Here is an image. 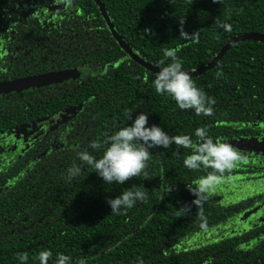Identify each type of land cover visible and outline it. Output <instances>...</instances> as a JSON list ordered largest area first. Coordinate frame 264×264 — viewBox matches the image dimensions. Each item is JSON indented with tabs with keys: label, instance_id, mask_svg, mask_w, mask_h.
I'll use <instances>...</instances> for the list:
<instances>
[{
	"label": "trees",
	"instance_id": "obj_1",
	"mask_svg": "<svg viewBox=\"0 0 264 264\" xmlns=\"http://www.w3.org/2000/svg\"><path fill=\"white\" fill-rule=\"evenodd\" d=\"M61 1L0 0V30L42 37L43 43L48 38L61 54L68 48L66 63L84 70L72 81L74 103H82L83 109L66 144L32 166L31 148L8 168L17 179L11 175L13 180L5 184L0 176V264H39L36 256L44 249L52 252L48 264L56 253L71 257L72 264L81 258L85 264H264V239L249 247L246 233L187 246L190 237L239 215L247 206L242 200L219 202L220 184L231 188L232 182L239 183L240 171L234 167L202 203L201 219L186 186L195 187L199 177L213 170L185 168L182 161L190 149L175 144L150 149L146 169L122 184H105L76 156L88 151L99 158L107 137L130 125L139 112L148 114V125H157L170 136L189 135L194 141L196 127H207L213 141L221 142L250 133L252 129L239 127L252 128L264 120V44L236 43L216 67L192 78L215 101L210 116L196 115L155 92L156 74L120 48L94 0H70L72 9L50 10ZM101 1L133 52L158 67L169 62L164 49H175L183 70L192 71L207 65L235 36L264 35V0ZM181 20L183 31H197L196 41L180 36ZM224 23L230 31L223 29ZM145 28L150 29L148 34ZM23 99L0 98V121L8 118L3 112L32 103ZM3 127L0 122V132ZM242 141L233 142H248ZM74 163L82 170L69 180L66 170ZM132 186L146 191V200L120 214L111 213L106 200ZM183 206L188 210L181 215L178 209ZM19 253L27 256L24 262L18 260Z\"/></svg>",
	"mask_w": 264,
	"mask_h": 264
},
{
	"label": "flooded vegetation",
	"instance_id": "obj_2",
	"mask_svg": "<svg viewBox=\"0 0 264 264\" xmlns=\"http://www.w3.org/2000/svg\"><path fill=\"white\" fill-rule=\"evenodd\" d=\"M65 1L67 0L51 6L62 5ZM70 9L72 8L59 11ZM48 40L46 38L47 43H43L42 37L17 33L14 30H0V83L67 70H78L79 75L76 78L81 77L84 74L83 69L71 67L65 62L64 57L69 54L68 48L61 54L59 46L48 44ZM60 55H62L61 60L57 61ZM76 78L0 94V98L8 99L16 96L21 101H24L25 97L32 100L31 104H24L20 110L3 112L8 118L0 121L4 124V130L0 132V176L5 184L17 179L18 174H10L8 168L29 149L34 148L29 163L32 166L48 152L58 150L66 144L71 129H75L74 119L83 109L82 103H74L71 88L72 81ZM239 128L252 129L250 132L252 134L244 132L239 137L225 141L258 140L262 144L256 145L252 151L246 149L239 152L243 159L236 161L234 166L240 171L239 183L232 182L231 188L229 184L225 185V182L220 184L217 195L222 204L242 200L247 206L243 207L239 215L190 237L187 246L205 245L228 235L242 233L247 234L249 247L264 239V120H259L252 128L248 126ZM247 144L248 142L246 146ZM232 221L237 223L234 229L216 237L209 236L217 228L222 229L225 224ZM202 235L206 237L202 238ZM192 239L194 240L191 242Z\"/></svg>",
	"mask_w": 264,
	"mask_h": 264
},
{
	"label": "clouds",
	"instance_id": "obj_3",
	"mask_svg": "<svg viewBox=\"0 0 264 264\" xmlns=\"http://www.w3.org/2000/svg\"><path fill=\"white\" fill-rule=\"evenodd\" d=\"M67 2L70 3V0ZM217 2L219 0H213V3ZM221 26L226 32L230 31L229 24L224 23ZM143 32L148 34L150 29L145 28ZM180 36L185 41L198 39L197 31L191 33L183 31V20L180 21ZM163 55L169 58V62L159 67V71L152 80L155 92L170 96L176 107L181 110L191 109L196 115L210 116L212 105L215 103L214 99L206 96L204 91L196 87L190 74L183 70L182 61L176 55L175 49H164ZM216 75L220 76L221 73L217 72ZM193 135L196 138L195 141L186 134L170 136L159 126L148 125V114L139 112L130 125L116 130L107 137L104 141L103 154L99 158L94 157L88 151H79L76 156L81 164L91 166L105 184H122L132 177H137L146 169L150 149L157 146L167 149L171 144L190 149V154L186 155L182 161L185 168L189 170L211 168L213 170L199 177L195 182V187L186 186L194 196L191 203L197 207V214L202 219V203L213 193L215 185L220 182L223 174L231 170L236 161L242 160L243 157L232 144L221 142L219 139L214 142L208 135L207 127H196ZM92 147L96 148L97 145L93 143ZM81 170V167L74 163L66 170L67 179L71 180L78 176ZM146 197V191L132 186L115 198L106 200V203L111 213L120 214L132 208L137 202L146 200ZM187 210V206H183L178 209V212L183 215ZM17 256L20 262L27 259L23 253ZM50 257H52V252L44 249L37 254L36 259L39 264H48ZM52 264H72L71 257L56 253ZM79 264H85L84 259L81 258Z\"/></svg>",
	"mask_w": 264,
	"mask_h": 264
},
{
	"label": "water",
	"instance_id": "obj_4",
	"mask_svg": "<svg viewBox=\"0 0 264 264\" xmlns=\"http://www.w3.org/2000/svg\"><path fill=\"white\" fill-rule=\"evenodd\" d=\"M94 2L97 4L112 36L117 41L120 48L137 64L145 68L146 70L156 74L159 71V67L155 66L144 59H142L140 56H138L133 50L130 48V46L122 39L120 34L115 30L114 25L112 24L107 12L106 8L101 0H94ZM68 8H72V4L65 1L64 4L58 5V6H51L50 10L52 11H59V10H66ZM78 11V9L76 8ZM243 41H256L261 42L264 44V35L259 33H246V34H240L232 38L230 41H228L220 50V52L211 60L207 65L196 69L192 71H187L190 74L191 78L198 77L202 74H205L207 71L213 69L216 67L218 62L222 59V57L228 52V50L235 45L236 43L243 42ZM79 75L78 70H67V71H61V72H54L50 74H44L34 77H28L24 79H19L12 82H6V83H0V94L1 93H7L10 91H19L21 89H28L29 87L34 86H43L48 85L53 82H58L61 80H66L69 78H76ZM216 142V141H214ZM247 144H241L240 142H228L232 144V146L236 150H246L252 151L256 145L259 146V144H262V142L250 140Z\"/></svg>",
	"mask_w": 264,
	"mask_h": 264
},
{
	"label": "rangeland",
	"instance_id": "obj_5",
	"mask_svg": "<svg viewBox=\"0 0 264 264\" xmlns=\"http://www.w3.org/2000/svg\"><path fill=\"white\" fill-rule=\"evenodd\" d=\"M236 224H237L236 221H232L231 223L225 224L224 227H223L222 229H218V228H217V230H216L215 232L209 234V236H215V237H216V236H219V235H221V234H226V233H227L228 231H230L231 229H234ZM209 236H207V237H209ZM201 237H202V238H205L206 235H202ZM201 237H200V238H201ZM193 240H194V239H192L191 242H192ZM200 240H201V239H200ZM189 242H190V241H189Z\"/></svg>",
	"mask_w": 264,
	"mask_h": 264
}]
</instances>
